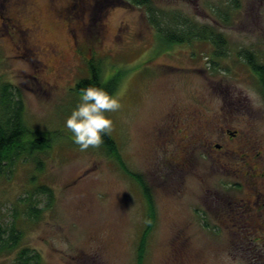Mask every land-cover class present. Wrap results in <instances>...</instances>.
Returning a JSON list of instances; mask_svg holds the SVG:
<instances>
[{"label":"rangeland","instance_id":"obj_1","mask_svg":"<svg viewBox=\"0 0 264 264\" xmlns=\"http://www.w3.org/2000/svg\"><path fill=\"white\" fill-rule=\"evenodd\" d=\"M152 2L162 27L180 19L221 35L222 54L209 39L170 43L147 9L127 0H0L7 19L0 13V82L21 89L28 128L52 141L36 155L42 171L36 156H23L0 176V225L22 235L18 248L0 253V264H17L22 249L41 264L138 263L148 224L143 189L100 144L81 150L66 126L92 60L105 81L117 82L121 106L106 113L109 132L154 201L144 264H264V215L253 199L256 173H264V96L242 57L251 52L264 64V0ZM48 3L64 11L61 20ZM15 11L20 21H9ZM224 101L233 103V129L261 147L258 166L249 148L253 166H192L172 137L162 138L176 130L182 139L195 128L189 109L219 114ZM42 185L53 192L50 206Z\"/></svg>","mask_w":264,"mask_h":264},{"label":"trees","instance_id":"obj_2","mask_svg":"<svg viewBox=\"0 0 264 264\" xmlns=\"http://www.w3.org/2000/svg\"><path fill=\"white\" fill-rule=\"evenodd\" d=\"M129 3L137 6H143L147 9L151 24L156 28L160 35H167L170 43L183 44L192 39H209L218 49V54L221 55V50L224 49L225 40L221 35H214L207 28L196 29V27L187 20L175 21L176 27H162V19H160L159 10L153 6L152 0H127ZM159 12V14H157ZM175 25V24H174ZM242 57L247 61L252 70L258 75L264 96V64L256 63L253 53H243ZM90 77L79 81L75 87L78 94L81 90L88 86H97L104 88L110 95H113L116 90L117 82L111 78L104 80L102 68L99 61L92 60L89 64ZM50 133H40L32 131L28 128L25 122V104L22 99V91L20 88L13 86L10 83L0 82V176L3 175L10 166H14L16 161L23 156L35 157L37 154L46 153L51 149ZM108 153L118 159L121 167L136 181L143 189L145 198L148 204V224L142 233L138 250V263L144 264L145 253L147 248V240L154 229L156 222V213L154 201L151 195L150 188L145 181L135 173L129 171L122 161L117 144L110 132L103 134L102 143L100 144ZM38 171H42L44 162L37 156L34 158ZM39 191L48 196L49 206L53 201V192L45 185L38 187ZM30 211L36 215L40 214L38 208L31 207ZM7 234V236H6ZM22 235L15 226H11L6 231L0 225V253L5 251H13L19 247ZM17 264H41V257L37 253H33L29 249H22L17 257Z\"/></svg>","mask_w":264,"mask_h":264},{"label":"flooded vegetation","instance_id":"obj_3","mask_svg":"<svg viewBox=\"0 0 264 264\" xmlns=\"http://www.w3.org/2000/svg\"><path fill=\"white\" fill-rule=\"evenodd\" d=\"M52 1V0H51ZM32 7L35 5L32 4ZM54 4H49V11L54 20H61L64 11L54 8ZM33 12V10L31 11ZM1 13V11H0ZM19 12L15 11L14 18H8V20L20 21L18 18ZM1 20L3 23L7 22V19L1 13ZM233 103L224 101L219 107V114L208 115L204 110L200 108H191L187 112L189 118H191L194 130L186 136H182V139L176 140L178 132L176 130L167 132L164 136H170L173 139L175 147L182 152L184 156H187V160L191 162L192 166L202 164L204 166H221L222 170H228L232 166H258L260 163V156L262 155L261 147L259 144L248 141V135H244L243 131L233 129L232 122L235 120L229 115V112H233ZM237 119V118H236ZM176 126V125H174ZM208 129L214 133V139L205 132ZM178 145V146H177ZM252 145V146H249ZM252 152L254 162L251 163L252 157L249 156L248 149ZM239 156L242 160L241 163H236L233 158ZM250 157V158H249ZM186 159V157H185ZM258 160V161H257ZM241 171V169H238ZM255 196L254 201L256 207H260L263 210L264 215V173H256L255 183ZM253 199L248 198L247 203H252Z\"/></svg>","mask_w":264,"mask_h":264},{"label":"clouds","instance_id":"obj_4","mask_svg":"<svg viewBox=\"0 0 264 264\" xmlns=\"http://www.w3.org/2000/svg\"><path fill=\"white\" fill-rule=\"evenodd\" d=\"M120 106L119 99L104 88L88 86L82 89L79 103L66 119V126L71 130L74 143L81 150L90 145L101 144L103 134L112 127V121L106 113L115 111Z\"/></svg>","mask_w":264,"mask_h":264}]
</instances>
